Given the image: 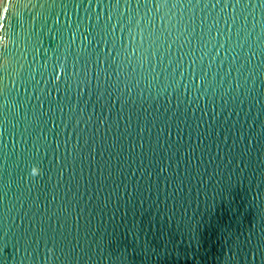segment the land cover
<instances>
[{
	"label": "water",
	"instance_id": "1",
	"mask_svg": "<svg viewBox=\"0 0 264 264\" xmlns=\"http://www.w3.org/2000/svg\"><path fill=\"white\" fill-rule=\"evenodd\" d=\"M0 264H264V0H2Z\"/></svg>",
	"mask_w": 264,
	"mask_h": 264
},
{
	"label": "built area",
	"instance_id": "2",
	"mask_svg": "<svg viewBox=\"0 0 264 264\" xmlns=\"http://www.w3.org/2000/svg\"><path fill=\"white\" fill-rule=\"evenodd\" d=\"M2 0H0V3H1Z\"/></svg>",
	"mask_w": 264,
	"mask_h": 264
}]
</instances>
